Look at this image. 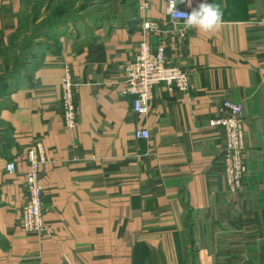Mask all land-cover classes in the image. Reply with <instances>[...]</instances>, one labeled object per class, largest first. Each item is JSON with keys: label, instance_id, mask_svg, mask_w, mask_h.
<instances>
[{"label": "crops", "instance_id": "1", "mask_svg": "<svg viewBox=\"0 0 264 264\" xmlns=\"http://www.w3.org/2000/svg\"><path fill=\"white\" fill-rule=\"evenodd\" d=\"M24 2L0 0V46L18 31ZM207 2L221 5L223 26L192 28L183 44L165 0H95L102 8L86 23L34 49L0 98V264H264V0ZM144 42L166 46L190 88L156 86L137 115L126 67ZM66 65L78 83L75 130L60 106ZM227 99L244 106L237 190L222 169L224 130L210 124ZM143 128L149 139L136 138ZM36 142L47 156L42 234L19 226Z\"/></svg>", "mask_w": 264, "mask_h": 264}, {"label": "built area", "instance_id": "2", "mask_svg": "<svg viewBox=\"0 0 264 264\" xmlns=\"http://www.w3.org/2000/svg\"><path fill=\"white\" fill-rule=\"evenodd\" d=\"M201 0H185L183 7L177 0H165L167 13L173 19L182 22L176 31L178 39L183 44L190 29L185 30L186 15L191 13L193 5ZM144 28L157 30L159 23L146 20ZM190 71L170 62L167 48L164 45L152 47L144 42L134 59L126 67L125 95L134 96L133 113L141 115L147 113L154 98V88L165 84L170 89L187 92L190 88ZM78 83L72 68L66 65L61 82V109L64 125L69 130H75L79 123L78 118ZM220 112L221 116L210 122L224 130L226 145L222 153V169L232 190L243 185L245 177L244 160L246 156V134L243 130L244 106L232 100H224ZM136 138L149 139L150 131L147 128L136 131ZM29 169L25 173V190L27 203L21 210L20 227L29 233L42 234L47 230L45 221L44 187L41 184L42 167L47 162L45 147L42 142L32 144L26 156ZM16 162L7 163L9 172L16 171Z\"/></svg>", "mask_w": 264, "mask_h": 264}, {"label": "rangeland", "instance_id": "3", "mask_svg": "<svg viewBox=\"0 0 264 264\" xmlns=\"http://www.w3.org/2000/svg\"><path fill=\"white\" fill-rule=\"evenodd\" d=\"M20 26L8 45L0 46V98H4L10 80L24 76L34 49L48 45L57 32L77 29L86 23L91 10L102 8L95 0H24ZM84 26V25H83Z\"/></svg>", "mask_w": 264, "mask_h": 264}, {"label": "clouds", "instance_id": "4", "mask_svg": "<svg viewBox=\"0 0 264 264\" xmlns=\"http://www.w3.org/2000/svg\"><path fill=\"white\" fill-rule=\"evenodd\" d=\"M223 10L220 4L208 3L207 0L200 3L184 21L185 30L196 29L204 33H214L223 26Z\"/></svg>", "mask_w": 264, "mask_h": 264}]
</instances>
